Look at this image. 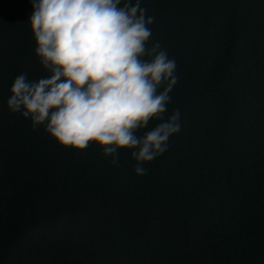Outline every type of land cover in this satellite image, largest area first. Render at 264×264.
I'll return each mask as SVG.
<instances>
[{
  "label": "water",
  "instance_id": "95a60500",
  "mask_svg": "<svg viewBox=\"0 0 264 264\" xmlns=\"http://www.w3.org/2000/svg\"><path fill=\"white\" fill-rule=\"evenodd\" d=\"M140 6L177 82L137 135L176 111L180 130L138 177L130 151L113 165L10 113L14 79L49 74L31 0H0V264H264V0Z\"/></svg>",
  "mask_w": 264,
  "mask_h": 264
},
{
  "label": "clouds",
  "instance_id": "9594fccd",
  "mask_svg": "<svg viewBox=\"0 0 264 264\" xmlns=\"http://www.w3.org/2000/svg\"><path fill=\"white\" fill-rule=\"evenodd\" d=\"M29 27L34 55L47 77L18 75L7 108L44 125L62 147L95 144L110 163L131 152L136 176L163 154L180 130L179 111L145 132L167 111L177 82L176 63L152 37L141 0H31ZM162 89V90H161Z\"/></svg>",
  "mask_w": 264,
  "mask_h": 264
}]
</instances>
